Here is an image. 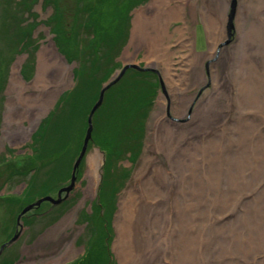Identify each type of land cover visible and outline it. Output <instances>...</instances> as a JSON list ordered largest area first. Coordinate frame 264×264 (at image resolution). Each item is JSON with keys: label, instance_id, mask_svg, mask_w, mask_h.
Here are the masks:
<instances>
[{"label": "rangeland", "instance_id": "rangeland-1", "mask_svg": "<svg viewBox=\"0 0 264 264\" xmlns=\"http://www.w3.org/2000/svg\"><path fill=\"white\" fill-rule=\"evenodd\" d=\"M52 1L0 0V247L17 235L0 253V264H133L132 260L121 262L120 244H115L118 212L120 200L138 189L136 171L146 161L163 165L164 175L172 183L163 193L164 212L171 213V193L185 195L186 236L194 235L197 223L200 235L196 241L189 237L186 248L181 245L179 249V233L167 235L171 223L162 221L147 241L131 237L136 263L264 264V0H237L230 31L231 0H160L157 10L143 15L140 29L134 32L135 12L151 0L138 4L129 11L131 21L128 35L122 38L126 40L123 48L107 49L105 56L112 61V72L99 76L89 72L88 84L76 94L72 92L76 86L74 70H79L78 54L88 45L97 49L99 34L93 31L108 34L116 42L121 34L114 26L123 14L117 13L116 0L114 12L107 0L94 11L96 0ZM175 4L182 7L178 17L166 22L162 38H155L154 29L164 23V13ZM84 9H88L89 18L82 14ZM54 17L55 23L60 21L63 26L57 32L65 33L60 41L68 56L57 48L58 33L50 23ZM15 22L31 30L32 41L12 43ZM85 39L89 40L86 44ZM151 44L167 55L164 63L161 54L148 53ZM127 63L159 72L156 83L148 85L149 91L155 92L145 107L139 148L136 145L120 156L124 159L113 162L115 171L105 180V153L94 144L92 129L74 173V186L64 202L55 208L41 203L37 210L20 216L19 226L17 216L29 201L40 198L43 192L56 197L55 189L70 183L86 133L88 109L103 84ZM64 93L72 97L63 103L69 111L66 123L57 122L55 114L41 126L45 136L39 143L40 132L32 134ZM215 96L218 107L208 108ZM137 126L139 121L134 131ZM158 126H174L184 136L169 162L151 143V133ZM100 127L104 132V122ZM97 139L112 141L103 133ZM212 140L217 146L213 162ZM90 156L97 160L94 166L98 170L91 189ZM35 158L43 168L33 171L29 166L35 164ZM112 177L114 186L107 190L104 184ZM196 187L201 190L199 200L191 197ZM100 202L107 236H99V225L93 220L92 208L99 212ZM198 202L201 214L191 208ZM87 212H91L88 219ZM88 244L92 245L90 250ZM101 247L104 255L98 251Z\"/></svg>", "mask_w": 264, "mask_h": 264}, {"label": "trees", "instance_id": "trees-1", "mask_svg": "<svg viewBox=\"0 0 264 264\" xmlns=\"http://www.w3.org/2000/svg\"><path fill=\"white\" fill-rule=\"evenodd\" d=\"M46 1L49 3L53 2L52 0H46ZM103 1L105 0H96V2L93 4L94 5L93 11L97 8L96 6L99 5ZM107 1L110 4V10H113L114 12V9H115L116 11L117 8H115L114 6L115 0H107ZM116 1L119 4L118 5L119 9L117 13L118 14L122 13L123 15L119 18L118 24L114 26V29L119 28V33L121 34V37L119 39L116 38V42H115V40L111 36L108 37L109 36L108 34L104 36L103 34H101V32L93 31V33L99 34V37L96 38V40H98L99 42H95V46L96 44L98 46L96 49L94 47L91 48L88 45L86 46L87 48H85L84 50L81 51L80 54H78L79 70L78 69L74 70V75L76 78L75 79L76 86H75V90L72 92L73 94H76V92L79 93L80 91L83 90L85 85L88 84L87 80H90L89 72L90 73L93 72L94 76H99L101 73L104 75L105 73L112 72L114 68L112 61L110 58L105 56V55H108L107 49L109 47L110 49H112V52H113L114 50L118 51L117 46L118 47L121 46L120 50L123 48V45L126 40L123 42L122 38L123 36H125V34L128 35V31H129L128 27L130 25L129 11L135 6H137L138 4H141L147 0H116ZM56 11L57 12L59 11L57 7H56L55 12ZM81 12L83 15H86V18H89L88 9L81 10ZM79 14L80 13L78 11V15ZM55 19L57 18L55 17L51 18L50 23H51V29H54L57 32V30L59 31L60 28L63 29V26L61 27L60 21L56 20V23H55ZM13 27L15 30L13 32L14 39L12 43L16 41H24L27 39H30L31 41L33 40L30 38L31 30L29 28L21 27L18 22H15V26ZM123 29H124V34H123ZM57 33H58V36L56 37L57 38L56 40L57 48L58 50H60L59 52H63L65 53L66 56H68V54H66L65 52V46L61 42L62 40H64L65 33L64 34H62L61 32H57ZM88 41L89 40L85 39L84 43L86 44V42ZM99 55L101 57H99ZM78 57L76 56V58ZM33 59H34V56L32 54L31 59H30L31 63L33 62ZM92 74L90 75V78ZM155 75L156 74L151 71H139V70L131 69V68L127 69L124 75L114 85H112L104 94V99L100 106V111L94 115L95 116L93 120L94 136H92V138H93L94 144H96L105 153V165H104V176H105L104 179L105 180L107 176L109 178L110 177L109 175H111L115 171L113 162L120 160V159L121 160L124 159L125 157L121 158L120 156L134 150L136 148V145L137 147L138 145L140 146V141H141L140 135L144 127L145 118L147 116L145 107L146 106L149 107L152 101V95L155 92L153 89H150L149 91L148 85L150 81H151L150 85L153 83H156V80L154 82V78H156L157 75L156 76ZM98 94H99V91L94 101L97 100ZM145 95H149L151 96V98L150 97L146 98ZM69 99H72V97L68 98L66 93L61 95V99L58 101L54 110L50 112V114L43 120L36 134L40 132V129L42 128L41 126L46 124L49 120H51L55 116V114H57L58 116L57 122L60 121L62 125H65L66 123L65 118L69 111L67 110V107L63 103L66 101L68 102ZM135 105H138V107L136 108V110H133L132 107ZM134 112H137L136 115H134ZM138 121L140 123V126H137L138 130L134 131V128L137 125ZM101 122H104V132L101 130V127H100ZM132 124L133 126L129 127ZM41 131L42 132H40V138L38 139L39 143H41L43 140L42 136L43 135L45 136L44 134L45 130H41ZM99 133H103L105 135V139L108 136L112 141L108 142V141L98 140L97 135ZM40 145H43V144H40ZM36 147H38V145H36ZM65 150L66 149L63 148L62 152H64ZM49 156H51V154ZM38 162H39L38 159H36L35 164L30 165L29 168L34 171L35 168L40 166V165H37ZM25 164L26 163H21V166H24ZM40 167L43 168V165H41ZM112 179L113 177L111 178L110 182H106L104 184V187L107 190L114 186V184H112L114 180ZM101 207H102V202L99 203V212H96L95 208H92L93 220L95 221L97 226L99 225L98 231H97L99 236H103V235L107 236L108 233L106 231H103V221H102L103 215L100 213ZM85 214H86V217L89 215L87 213ZM88 245L90 246H88L87 250H90L92 245L91 244H88ZM98 251H100L102 255L107 254L106 246H104V254H103L102 247L101 249L99 248ZM80 264H85V261ZM106 264H108L107 261H106Z\"/></svg>", "mask_w": 264, "mask_h": 264}, {"label": "bare ground", "instance_id": "bare-ground-1", "mask_svg": "<svg viewBox=\"0 0 264 264\" xmlns=\"http://www.w3.org/2000/svg\"><path fill=\"white\" fill-rule=\"evenodd\" d=\"M160 0H151V2L147 5V7L140 9L139 11L135 12V28L134 32H137L140 29L141 26V19L142 16L150 13L151 10L156 11L157 9L155 6L158 4L157 2ZM155 8V9H154ZM182 7L180 8L179 4H175L171 7H169L166 12L164 13V23H161L159 27L157 26L154 29L155 32V38H162L163 34L166 32L165 24L168 20L176 19L178 17V14L180 13ZM145 18V16H143ZM208 27L212 28L210 23H208ZM251 33H253V30L251 29ZM261 42L264 44V36L261 39ZM151 44L148 46L149 52L153 51L157 54H161V62L164 63V58H166L167 55H163L164 53L160 52L162 51L156 48H152ZM153 49V50H152ZM159 56V55H157ZM37 80H40V77H37ZM111 87V86H110ZM109 87V88H110ZM108 88V89H109ZM107 89V90H108ZM106 90V91H107ZM105 91V92H106ZM105 94V93H104ZM99 95V94H98ZM98 99V98H97ZM104 99V97H103ZM96 102V101H95ZM93 103V105L95 104ZM103 102V101H102ZM102 104V103H101ZM92 105V106H93ZM101 106V105H100ZM100 106H97L93 111V107L88 110V115L91 114L90 123L93 129V120L95 118V114H97L100 111ZM210 107H218V100L216 96L213 98H210L208 102V108ZM87 115V118H88ZM88 123V120L86 119V124ZM87 130V128H86ZM161 132L162 134H159ZM164 132V133H163ZM36 135L35 134H32ZM152 139L151 143L153 146L156 147L159 151H161L165 157L166 160L171 161L172 154L174 152V149L179 144V140H183L184 136L177 132V130L174 128V126L166 127V128H159V126L151 133ZM40 134L37 135V137ZM183 136V137H182ZM33 145V144H32ZM210 156H211V162L215 161L212 158H214L215 153L217 152V146L214 140L211 141L210 144ZM183 152L190 153L189 149H183ZM140 156H136V158H139ZM89 169H90V185L89 189L93 188L95 185V177L96 173H98V170L95 168V157L90 156L89 158ZM166 173V169L163 165L158 164L157 166L151 165L149 161H146L143 163V165L136 171V181L138 184V189L130 190L125 197H123L120 200V210L118 212V216L120 217V220L117 224V239H115V244L119 245V252L120 260L122 263H126L129 260L133 261V264H138L135 262V256L136 251L133 248L131 244V237L135 235L137 240L141 241H147L149 234L152 235L151 231L153 229H156L160 226V223L167 222L168 220L171 223V229L167 230V235L170 237H173V235L178 236L177 244L179 246V249L181 248V245H183V248H186L187 246V240L191 236L189 234V237L186 236V232L184 229V222H185V195L174 194L171 193L169 195L170 197V205H171V213L168 216V212L166 210V213L164 212L163 208L165 207V197L163 196V193H167L169 191L168 186L172 183L169 181L168 177L164 175ZM63 187L56 188V197H52L51 195L47 194V192H43L40 195V198L32 199L29 201L30 209L28 211H32L34 209H38L40 204L48 203L49 205L53 206L54 208L58 205H54L53 202L50 201H42L39 205L36 203L39 199L43 197H51L53 200H56L58 197L59 190ZM195 192L192 194L193 199L199 200L201 198V190H199V187L194 188ZM64 199L60 202L63 203ZM202 202V201H201ZM200 202L196 203L191 208L193 210H196L198 214L199 213L197 209V205ZM26 205V206H27ZM25 206V207H26ZM23 207L22 210L25 208ZM47 209L46 211H48ZM87 214H91V212H87ZM167 214V215H166ZM197 223V222H196ZM162 229L166 230L167 228L162 227ZM146 235V236H145ZM200 235L199 229H198V223H197V229L194 235L190 238H194L196 241ZM139 237V239H138ZM130 243V245H129ZM134 246H136L133 243ZM177 246V249H178ZM143 252L140 251L139 254ZM180 264H183L181 261Z\"/></svg>", "mask_w": 264, "mask_h": 264}, {"label": "water", "instance_id": "water-1", "mask_svg": "<svg viewBox=\"0 0 264 264\" xmlns=\"http://www.w3.org/2000/svg\"><path fill=\"white\" fill-rule=\"evenodd\" d=\"M236 7H237V0H231V5H230V12L228 14V25H227V29L228 31H230L232 29V22H233V19L235 18V15H236ZM230 35V34H228ZM136 69V70H139V71H151V72H154L156 73L157 75H159V72L158 70H156L155 68L153 67H149V66H140L138 64H135V63H127V64H123L122 68L120 69V71H117L115 72L104 84L103 86L101 87L100 91H99V95H98V99L96 100L95 104L92 106L93 109L92 111L97 107V106H100L102 101H103V97H104V93L105 91L112 85H114L125 73V71L127 69ZM160 81L161 78H159ZM160 85H161V82H160ZM91 107V108H92ZM91 114L88 115V123H87V130H86V133H85V136L83 138V143H82V147H81V150L76 158V160L74 161L73 163V166H72V170H71V178H70V183L66 186H64L63 188H61L58 192V197L56 200H53V198H51L50 196L49 197H43L41 199L38 200V202L36 203L37 205H39L42 201H50V202H53L54 205H58L66 196L67 194L69 193V191L72 189V187L74 186V180H75V170L76 168L79 166L80 164V161L82 159V157L84 156L85 152H86V148H87V144L91 138V132H92V126H91V123H90V119H91ZM62 193H64V196H62ZM30 209V206L27 205L17 216V219H16V222L17 224H19L20 226V222H19V218L22 214H24L27 210ZM17 235H15L7 244L5 243L4 245H1L0 247V253L2 252L3 248L6 246V245H9L11 244L15 239H16Z\"/></svg>", "mask_w": 264, "mask_h": 264}, {"label": "flooded vegetation", "instance_id": "flooded-vegetation-1", "mask_svg": "<svg viewBox=\"0 0 264 264\" xmlns=\"http://www.w3.org/2000/svg\"><path fill=\"white\" fill-rule=\"evenodd\" d=\"M156 74V73H155ZM157 75V74H156Z\"/></svg>", "mask_w": 264, "mask_h": 264}]
</instances>
